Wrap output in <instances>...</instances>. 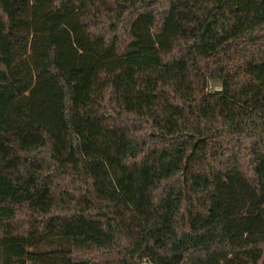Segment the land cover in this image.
Wrapping results in <instances>:
<instances>
[{"label":"trees","instance_id":"1","mask_svg":"<svg viewBox=\"0 0 264 264\" xmlns=\"http://www.w3.org/2000/svg\"><path fill=\"white\" fill-rule=\"evenodd\" d=\"M146 263L264 264V0H0V264Z\"/></svg>","mask_w":264,"mask_h":264},{"label":"rangeland","instance_id":"2","mask_svg":"<svg viewBox=\"0 0 264 264\" xmlns=\"http://www.w3.org/2000/svg\"><path fill=\"white\" fill-rule=\"evenodd\" d=\"M223 84L220 80L217 79H210L207 92L208 93H215L222 90Z\"/></svg>","mask_w":264,"mask_h":264},{"label":"built area","instance_id":"3","mask_svg":"<svg viewBox=\"0 0 264 264\" xmlns=\"http://www.w3.org/2000/svg\"><path fill=\"white\" fill-rule=\"evenodd\" d=\"M146 264H148V263H146Z\"/></svg>","mask_w":264,"mask_h":264}]
</instances>
